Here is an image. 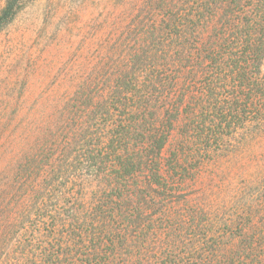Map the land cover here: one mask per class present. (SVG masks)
<instances>
[{
  "label": "trees",
  "instance_id": "obj_1",
  "mask_svg": "<svg viewBox=\"0 0 264 264\" xmlns=\"http://www.w3.org/2000/svg\"><path fill=\"white\" fill-rule=\"evenodd\" d=\"M105 4L42 100L0 55V264H264V0ZM240 151L257 173L202 181Z\"/></svg>",
  "mask_w": 264,
  "mask_h": 264
},
{
  "label": "rangeland",
  "instance_id": "obj_2",
  "mask_svg": "<svg viewBox=\"0 0 264 264\" xmlns=\"http://www.w3.org/2000/svg\"><path fill=\"white\" fill-rule=\"evenodd\" d=\"M105 3L106 0H38L28 6L0 34V55L6 58L4 69L12 70L9 62L16 63L20 70L27 68L20 73L17 83L24 80L23 87L37 100L48 97L42 98L41 91L46 95L53 93L49 87L73 83L69 76L82 78V71L90 66L85 60L94 58L101 50L102 12L108 8ZM65 73L69 82L63 78ZM236 162L245 164L239 169L245 174L259 170L248 154L240 151L210 164L202 181H236Z\"/></svg>",
  "mask_w": 264,
  "mask_h": 264
}]
</instances>
